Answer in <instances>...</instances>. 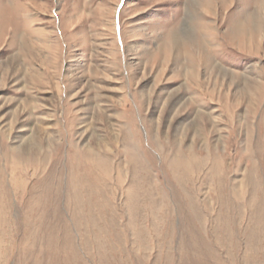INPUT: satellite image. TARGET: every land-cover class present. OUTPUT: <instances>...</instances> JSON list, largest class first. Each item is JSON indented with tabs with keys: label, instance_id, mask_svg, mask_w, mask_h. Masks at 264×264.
<instances>
[{
	"label": "rangeland",
	"instance_id": "obj_1",
	"mask_svg": "<svg viewBox=\"0 0 264 264\" xmlns=\"http://www.w3.org/2000/svg\"><path fill=\"white\" fill-rule=\"evenodd\" d=\"M0 264H264V0H0Z\"/></svg>",
	"mask_w": 264,
	"mask_h": 264
}]
</instances>
